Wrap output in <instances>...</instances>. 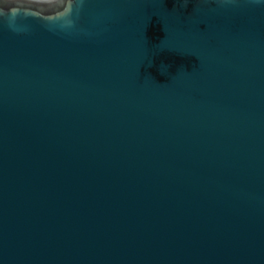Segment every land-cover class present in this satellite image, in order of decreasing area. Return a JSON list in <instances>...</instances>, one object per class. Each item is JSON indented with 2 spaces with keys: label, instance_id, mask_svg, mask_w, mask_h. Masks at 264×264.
Returning <instances> with one entry per match:
<instances>
[{
  "label": "water",
  "instance_id": "1",
  "mask_svg": "<svg viewBox=\"0 0 264 264\" xmlns=\"http://www.w3.org/2000/svg\"><path fill=\"white\" fill-rule=\"evenodd\" d=\"M0 264H264V0H0Z\"/></svg>",
  "mask_w": 264,
  "mask_h": 264
}]
</instances>
